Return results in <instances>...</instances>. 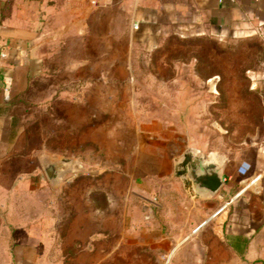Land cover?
I'll list each match as a JSON object with an SVG mask.
<instances>
[{
	"label": "rangeland",
	"instance_id": "374dc122",
	"mask_svg": "<svg viewBox=\"0 0 264 264\" xmlns=\"http://www.w3.org/2000/svg\"><path fill=\"white\" fill-rule=\"evenodd\" d=\"M107 14L91 34L49 44L14 100L23 131L7 164L13 188L0 196V235L11 236L0 253L19 261L36 253L43 264H187L189 245L249 203V192L236 196L251 181L224 161L221 190L193 199L174 159L188 149L259 158L264 87L254 81L264 72V33L167 26L145 36L131 11ZM63 158L74 166L52 183L42 162Z\"/></svg>",
	"mask_w": 264,
	"mask_h": 264
},
{
	"label": "crops",
	"instance_id": "0c3cea01",
	"mask_svg": "<svg viewBox=\"0 0 264 264\" xmlns=\"http://www.w3.org/2000/svg\"><path fill=\"white\" fill-rule=\"evenodd\" d=\"M118 8L131 11L128 19L145 36H157L167 26L175 33L192 35L264 33V0H0V196L10 194L13 188L7 164L23 131L15 98L40 72L49 44L91 34L100 14L110 13L105 19L113 21L112 14ZM7 75L13 77L8 101L4 95ZM254 84L264 87V72L255 76ZM259 150L256 161L241 162L226 154L203 151L216 154L222 162H238L236 172L240 166L249 165V187H242L236 196L249 192V203L240 200L234 206L233 222H218L217 232L203 234L196 249L193 243L189 245L187 264H196L197 259L202 264H264V145ZM259 181L258 189L250 188ZM1 207L0 204V210ZM226 208L227 205L220 206L213 216H222ZM10 241L11 236L0 235V244ZM27 255L25 252L19 261L12 253H0V259L6 260L4 264H43L36 253Z\"/></svg>",
	"mask_w": 264,
	"mask_h": 264
},
{
	"label": "water",
	"instance_id": "95a60500",
	"mask_svg": "<svg viewBox=\"0 0 264 264\" xmlns=\"http://www.w3.org/2000/svg\"><path fill=\"white\" fill-rule=\"evenodd\" d=\"M48 179L55 183L74 166L69 158L43 160ZM225 166L216 156L202 150L188 149L174 159L173 175L179 178L187 194L193 199L213 198L224 186Z\"/></svg>",
	"mask_w": 264,
	"mask_h": 264
},
{
	"label": "built area",
	"instance_id": "2783aa9c",
	"mask_svg": "<svg viewBox=\"0 0 264 264\" xmlns=\"http://www.w3.org/2000/svg\"><path fill=\"white\" fill-rule=\"evenodd\" d=\"M137 26V25H136ZM13 86V77L10 75H7L4 79V95H5V100L8 101L10 99V95H11V89ZM246 166V167H245ZM239 167V173L242 175H245L248 173L249 171V165L245 164ZM227 178L224 177V181H226Z\"/></svg>",
	"mask_w": 264,
	"mask_h": 264
}]
</instances>
